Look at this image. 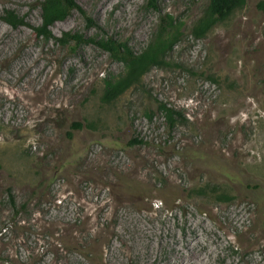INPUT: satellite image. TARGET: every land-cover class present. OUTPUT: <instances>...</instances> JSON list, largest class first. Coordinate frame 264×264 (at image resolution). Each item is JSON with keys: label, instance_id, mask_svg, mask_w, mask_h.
Returning <instances> with one entry per match:
<instances>
[{"label": "rangeland", "instance_id": "374dc122", "mask_svg": "<svg viewBox=\"0 0 264 264\" xmlns=\"http://www.w3.org/2000/svg\"><path fill=\"white\" fill-rule=\"evenodd\" d=\"M42 1L0 0V223L9 189L25 205L0 264H264V0L201 37L210 0H76L101 29L76 10L49 40L32 29ZM166 15L179 34L164 63L110 103L124 64L57 40L139 54Z\"/></svg>", "mask_w": 264, "mask_h": 264}, {"label": "trees", "instance_id": "16d2710c", "mask_svg": "<svg viewBox=\"0 0 264 264\" xmlns=\"http://www.w3.org/2000/svg\"><path fill=\"white\" fill-rule=\"evenodd\" d=\"M247 0H210L208 7L205 9L203 16L198 20L192 28V33L196 37L206 35L218 23L228 19L234 11L242 8ZM150 7L157 9V0H148ZM42 9V25L41 27H32L38 36L49 40L53 38L50 27L57 21H62L68 17L73 11L81 12L89 26L100 28L98 23L91 17L87 16L84 9L79 6L76 0H43L40 2ZM4 20L12 27L16 28L27 23L23 18H19L13 11H7ZM179 29L174 23L171 16H162L160 19V27L158 33L150 41L149 45L141 52L135 53L127 44L108 37L106 40H96L94 38H85L81 34H65L64 38L57 40L62 44L73 42L75 47L81 44H94L110 53L111 57L124 64L123 74L115 81L107 84V88L103 95V101L110 103L122 95L132 86L141 82L142 77L152 66L162 65L163 55L175 44L178 39ZM178 114L173 113L168 117V122L174 124ZM83 127L81 123H74L73 131ZM73 132H70V137ZM9 192V203L13 210V217L7 222L0 223V236L3 232L9 230L13 226H18L16 219L25 210V205L18 206L11 190ZM221 199H228L221 197ZM17 224V225H16Z\"/></svg>", "mask_w": 264, "mask_h": 264}]
</instances>
